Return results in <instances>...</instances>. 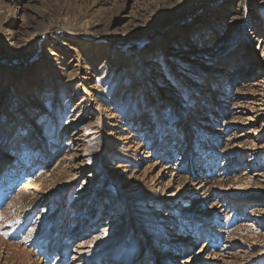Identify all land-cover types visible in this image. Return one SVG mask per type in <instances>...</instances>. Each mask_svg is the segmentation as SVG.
Here are the masks:
<instances>
[{
    "label": "rangeland",
    "instance_id": "374dc122",
    "mask_svg": "<svg viewBox=\"0 0 264 264\" xmlns=\"http://www.w3.org/2000/svg\"><path fill=\"white\" fill-rule=\"evenodd\" d=\"M255 94L264 0H0V264H264Z\"/></svg>",
    "mask_w": 264,
    "mask_h": 264
},
{
    "label": "bare ground",
    "instance_id": "6f19581e",
    "mask_svg": "<svg viewBox=\"0 0 264 264\" xmlns=\"http://www.w3.org/2000/svg\"><path fill=\"white\" fill-rule=\"evenodd\" d=\"M126 46V45H125ZM261 47H262V45H261ZM50 55L51 56H56V54L54 53V52H51L50 53ZM260 93V92H259ZM256 96H262V98H264V94L263 95H259V94H255V97ZM172 256V258H173V260H178V259H180L178 256H177V253H174L173 255H171ZM179 261V260H178Z\"/></svg>",
    "mask_w": 264,
    "mask_h": 264
}]
</instances>
